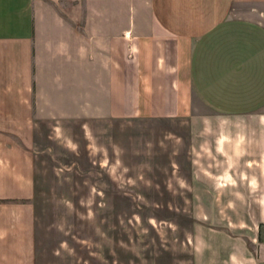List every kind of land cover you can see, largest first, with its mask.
I'll return each mask as SVG.
<instances>
[{
	"label": "crops",
	"instance_id": "crops-1",
	"mask_svg": "<svg viewBox=\"0 0 264 264\" xmlns=\"http://www.w3.org/2000/svg\"><path fill=\"white\" fill-rule=\"evenodd\" d=\"M125 120L229 122L213 154L245 227L199 243L195 264H264V0H0V264H57L39 155L75 145L70 125L89 139Z\"/></svg>",
	"mask_w": 264,
	"mask_h": 264
},
{
	"label": "rangeland",
	"instance_id": "rangeland-1",
	"mask_svg": "<svg viewBox=\"0 0 264 264\" xmlns=\"http://www.w3.org/2000/svg\"><path fill=\"white\" fill-rule=\"evenodd\" d=\"M70 126L73 148L54 139L37 163L39 230L60 252L54 263L195 264L199 243L245 227V203L229 200L228 178L217 179L226 160L213 154V131L229 122H94L89 139Z\"/></svg>",
	"mask_w": 264,
	"mask_h": 264
}]
</instances>
